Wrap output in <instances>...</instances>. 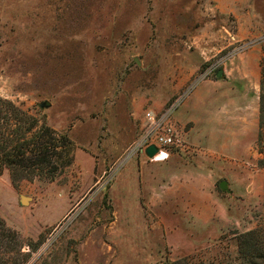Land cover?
Wrapping results in <instances>:
<instances>
[{
  "label": "rangeland",
  "instance_id": "1",
  "mask_svg": "<svg viewBox=\"0 0 264 264\" xmlns=\"http://www.w3.org/2000/svg\"><path fill=\"white\" fill-rule=\"evenodd\" d=\"M253 49L260 76L264 0H0V96L51 125L61 145L51 176L1 170L0 217L23 239L3 264L22 253L21 264H232L237 234L264 231L258 128L246 154L226 157L188 137L177 111L195 90L229 122L222 107L254 92L241 73ZM169 105L187 149L148 160L134 147L142 112ZM208 169L222 205L200 220L182 193Z\"/></svg>",
  "mask_w": 264,
  "mask_h": 264
},
{
  "label": "trees",
  "instance_id": "2",
  "mask_svg": "<svg viewBox=\"0 0 264 264\" xmlns=\"http://www.w3.org/2000/svg\"><path fill=\"white\" fill-rule=\"evenodd\" d=\"M259 79L256 141L257 149L263 153V157L257 162L264 165V61L260 65ZM60 137L66 139L63 133H60ZM59 146L60 143H55V130L51 125L38 123L35 117L19 105L0 96V173L2 168H6L14 177L15 174L32 177L34 173L40 176L43 172L51 176L57 168L55 155ZM22 242L20 233L9 227L0 217V263H4L5 254L8 256L12 251L19 252ZM36 242L39 243L38 240ZM236 245L237 254L232 264H264L263 230L252 228L239 232ZM25 255L26 253H22L20 258L10 257V260L13 258L11 264H21ZM165 264L204 263H191L187 257H181L166 261Z\"/></svg>",
  "mask_w": 264,
  "mask_h": 264
},
{
  "label": "crops",
  "instance_id": "3",
  "mask_svg": "<svg viewBox=\"0 0 264 264\" xmlns=\"http://www.w3.org/2000/svg\"><path fill=\"white\" fill-rule=\"evenodd\" d=\"M250 55H252V60L250 61L251 69L249 70L247 67L241 65V68H243L241 73L244 79H246V82L249 79L252 80L254 86L252 89L254 92L251 95L244 92L243 102H234L236 110L233 109V111H230V109L226 108V105H229V103L222 107V111H220L225 113V117L230 118L229 122H225L224 125L218 124L216 119H213L212 116V100L214 97L211 94L204 95V98L209 102V107L202 108V105L199 104L200 94L195 90H192L183 100V103L177 111L178 118L181 121H190L188 137H191L190 135L195 132V134L192 135L194 142L199 143V145L202 144L201 146L207 149H216L214 151L217 154L226 157L228 155L227 149L233 150L236 156H238L240 154L238 149L241 148L246 154V149L251 146L258 128L257 116L259 112V103L257 102V88L259 84V61L258 55L255 54V49L251 51ZM255 92L256 94H254ZM200 110H204V113L200 112ZM229 111L231 113L230 115ZM216 112H218V109ZM206 174L208 178H206L205 175L204 177L196 176L192 178V180L188 182L185 192L182 193V196L185 197V202L182 199V208L185 207L184 211L190 212L196 219L200 220H204L203 213L205 211L207 213L205 216L209 215V217H211L214 215L215 207L218 208L220 204L222 205L212 193L213 190L211 187L214 182V173H212V169H208ZM49 192L50 190H45L41 193V196L49 195ZM165 196L168 202L171 201L172 196L169 192H166ZM33 202H35L34 197L29 202V205ZM54 220L51 222H43L40 224L39 228L42 225H50L55 222Z\"/></svg>",
  "mask_w": 264,
  "mask_h": 264
},
{
  "label": "built area",
  "instance_id": "4",
  "mask_svg": "<svg viewBox=\"0 0 264 264\" xmlns=\"http://www.w3.org/2000/svg\"><path fill=\"white\" fill-rule=\"evenodd\" d=\"M172 109L173 105L163 110L150 106L142 112L140 119L142 131L134 147L140 149L148 160H164L169 157L172 149L181 151L187 149L184 129L177 126L169 115ZM149 144H153L157 150L152 155H147L144 149Z\"/></svg>",
  "mask_w": 264,
  "mask_h": 264
},
{
  "label": "water",
  "instance_id": "5",
  "mask_svg": "<svg viewBox=\"0 0 264 264\" xmlns=\"http://www.w3.org/2000/svg\"><path fill=\"white\" fill-rule=\"evenodd\" d=\"M221 72V68L217 67L216 69V74H220ZM145 152L147 155H152L156 150V147L153 145V144H149L147 146H145ZM226 179H221L219 182H218V187L220 189H225L226 188ZM21 196V203H25V201H28L30 199L29 196H26V195H20Z\"/></svg>",
  "mask_w": 264,
  "mask_h": 264
}]
</instances>
